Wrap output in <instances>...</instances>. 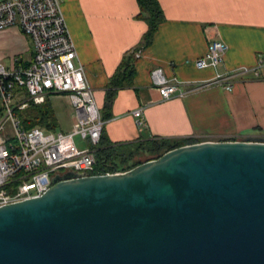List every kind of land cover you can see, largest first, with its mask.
Here are the masks:
<instances>
[{"label":"water","instance_id":"1","mask_svg":"<svg viewBox=\"0 0 264 264\" xmlns=\"http://www.w3.org/2000/svg\"><path fill=\"white\" fill-rule=\"evenodd\" d=\"M51 183L0 206V264H264V138Z\"/></svg>","mask_w":264,"mask_h":264},{"label":"crops","instance_id":"2","mask_svg":"<svg viewBox=\"0 0 264 264\" xmlns=\"http://www.w3.org/2000/svg\"><path fill=\"white\" fill-rule=\"evenodd\" d=\"M158 1L164 20L151 43L135 56L131 84L116 90L107 111L109 80L125 55L139 45L147 24L136 17V0H62L86 78L107 118L105 137L111 143L156 136L194 143L264 138V65L257 66L264 59V0ZM214 39L227 45L223 60L215 67L197 68L194 60L206 53ZM14 57L28 63L32 48L27 37L11 28L0 32V62L8 66ZM154 67L179 81L184 93L161 99L150 77ZM226 72H232L230 90L217 83L192 89L193 83L209 82ZM47 99L57 129L71 130L74 118L68 97L52 94ZM136 108L142 109V128L132 115ZM80 141L79 147L88 145Z\"/></svg>","mask_w":264,"mask_h":264},{"label":"built area","instance_id":"3","mask_svg":"<svg viewBox=\"0 0 264 264\" xmlns=\"http://www.w3.org/2000/svg\"><path fill=\"white\" fill-rule=\"evenodd\" d=\"M11 28L29 39L32 58L22 63L14 57L8 66L0 62V206L41 195L51 186L52 177L68 171L81 176L110 173H93L105 120L65 21L62 0H0V32ZM226 50L223 41L211 40L206 53L194 64L197 68L215 67ZM135 56H140V50ZM262 65L264 59H259L257 66ZM231 73L195 82L192 89L217 83L230 90ZM150 77L163 100L184 93L180 82L166 77L161 67H154ZM52 94L68 97L72 129L25 127L20 112ZM132 115L142 128V109H134ZM76 136L88 145L79 147Z\"/></svg>","mask_w":264,"mask_h":264},{"label":"trees","instance_id":"4","mask_svg":"<svg viewBox=\"0 0 264 264\" xmlns=\"http://www.w3.org/2000/svg\"><path fill=\"white\" fill-rule=\"evenodd\" d=\"M139 12L136 15L147 24V30L137 47L131 50L116 69L109 80L105 95V110L109 111L113 103L117 89L128 87L133 77V61L135 52L148 46L159 24L164 20L163 10L158 0H136ZM22 124L25 127L39 126L44 130H57L58 122L48 99L40 104H31L20 112ZM102 118H107L102 115ZM236 140V139H231ZM194 143L188 139H174L165 137H153L150 139H138L126 143H111L105 137L104 128L100 141L96 147V164L93 173L129 170L147 160L156 159L166 151Z\"/></svg>","mask_w":264,"mask_h":264},{"label":"rangeland","instance_id":"5","mask_svg":"<svg viewBox=\"0 0 264 264\" xmlns=\"http://www.w3.org/2000/svg\"><path fill=\"white\" fill-rule=\"evenodd\" d=\"M49 100H50V99H49ZM74 139H75L76 143L79 145L80 142H81V141H80V138H79L78 136H76Z\"/></svg>","mask_w":264,"mask_h":264}]
</instances>
